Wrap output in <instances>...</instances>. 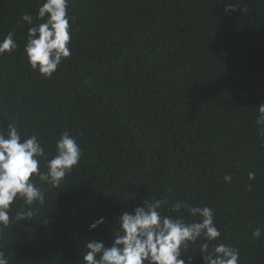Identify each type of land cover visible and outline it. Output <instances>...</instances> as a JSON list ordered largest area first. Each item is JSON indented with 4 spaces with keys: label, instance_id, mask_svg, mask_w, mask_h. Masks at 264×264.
<instances>
[{
    "label": "trees",
    "instance_id": "trees-1",
    "mask_svg": "<svg viewBox=\"0 0 264 264\" xmlns=\"http://www.w3.org/2000/svg\"><path fill=\"white\" fill-rule=\"evenodd\" d=\"M42 2L0 0V39L14 30L19 44L0 57V127L13 120L36 134L49 158L68 131L83 156L60 188L43 185L32 220L16 221L28 206H13L0 229L10 264H83L86 239L110 246L118 215L145 198L211 205L222 232L215 243L239 248L240 264H264V136L255 123L264 0H69L72 56L51 79L23 52L21 16L41 23ZM227 2L240 10L225 12ZM200 243L183 252L192 264H203Z\"/></svg>",
    "mask_w": 264,
    "mask_h": 264
},
{
    "label": "clouds",
    "instance_id": "clouds-1",
    "mask_svg": "<svg viewBox=\"0 0 264 264\" xmlns=\"http://www.w3.org/2000/svg\"><path fill=\"white\" fill-rule=\"evenodd\" d=\"M69 6V0H43L35 14L36 19L42 21L38 24H34L30 13L21 16L29 25L23 48L25 60L30 69L44 79L53 78L59 66L72 56L76 19L69 14ZM236 10H240L237 4L226 3L225 12ZM18 47L14 30L8 31L0 39V57L12 55ZM255 123L260 135L264 136V103L258 105ZM82 156L77 139L68 131L56 140L55 154L49 158L36 134H23L13 120H8L6 128L0 127V229L12 223L13 206L20 201L28 207L17 214L16 221L32 220L33 210L45 203L43 185L60 188L65 177L79 166ZM42 161L46 170L41 167ZM255 177V172L248 173L250 181ZM232 179L231 174L223 177L226 183H231ZM162 208L177 215H165ZM182 211L186 215L181 214ZM105 220L103 216L97 218L89 224V230H95ZM116 222L119 227L114 235L111 234L110 246L99 239H86L83 264H192V256L185 257L183 252L201 240L203 264L241 262L239 248L215 243L222 232L217 227L215 209L211 205L145 198L132 210L122 211ZM261 233L262 229L257 227L252 236L258 240ZM0 264H10L3 251H0Z\"/></svg>",
    "mask_w": 264,
    "mask_h": 264
}]
</instances>
